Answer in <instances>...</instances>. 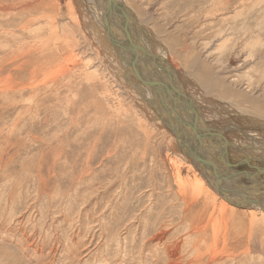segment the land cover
Listing matches in <instances>:
<instances>
[{
  "label": "rangeland",
  "instance_id": "1",
  "mask_svg": "<svg viewBox=\"0 0 264 264\" xmlns=\"http://www.w3.org/2000/svg\"><path fill=\"white\" fill-rule=\"evenodd\" d=\"M121 1L126 17L118 16L127 21L114 23L117 33L133 29L154 54L163 42L172 52L183 92L195 90L213 133L210 154L239 174L230 189L264 185V153L252 148H264V123L234 104L243 106L237 92L264 98V83L262 93L248 88L249 76L255 84L264 72V0H229L227 10L219 0ZM95 3L0 0V264H264V217L253 208L218 213L219 203L203 197L207 160L198 169L130 86L131 60L117 51L110 59L113 31L100 26ZM247 42L249 51L241 48ZM208 68L235 97L202 90L192 74ZM258 192L263 205L264 186Z\"/></svg>",
  "mask_w": 264,
  "mask_h": 264
},
{
  "label": "bare ground",
  "instance_id": "2",
  "mask_svg": "<svg viewBox=\"0 0 264 264\" xmlns=\"http://www.w3.org/2000/svg\"><path fill=\"white\" fill-rule=\"evenodd\" d=\"M115 1H117V3ZM95 2L99 5L102 4L100 12L102 11L104 13V17L101 14V18L103 20V22H102L103 25L97 20L98 23H100V26L105 27L107 34H109L111 30L113 31V36H111V38H110L112 41L111 42L109 41L112 48L109 49L107 47L108 51L110 50L109 51L110 59L114 60L113 59V57H114L113 53H114V51H117L119 53H117V52L116 53L119 54V56L122 59L129 60V61L131 60L135 74L132 71L128 72V74H127L126 79H127V81H129L130 86L132 88L136 89L137 91H139L143 95V97L148 98L147 101L149 100L150 103L155 108H157L156 109L157 113L163 119V121L167 120L168 126H171L172 130L174 131V132L173 131L172 132L176 133L175 135L177 136V139L179 138L178 141L181 144V148H184V152L186 154L190 155L189 156L190 159L192 160L193 164L198 167V169H199V167L201 168V166L198 164L197 161H201L204 164L205 160H207L209 167L205 166V169H203L202 178L207 183V186L214 192V194L218 195L223 200L220 201L218 199V197H216L215 195H213L211 193V191L207 188V186L205 185V183L203 181L198 180L199 181V187H201L199 189V191L205 195V196L203 195V197H205V199H208V197H209L213 201H215L216 203L217 202L219 203L218 213H222L224 211V208L230 209V211L235 210L232 207L247 208V209L253 208V209H256L257 211H259L258 213L260 216L264 217V206H263L264 204L261 205L262 201L260 199H258V197H260L258 195L259 194L258 189H261L262 186H264V185L260 186L258 183H256L257 185L256 186L254 185V187L252 188V189H254V191H250L251 190L250 189L248 194H245V193L242 194L240 192H237L238 190L232 191L230 189V187H232L233 185L237 186L241 182V180L238 176L239 174H237V173L235 174L234 170H232V172H229L226 169L220 168V166H218V164H216L217 162H215L214 155L210 154V153H214L212 150L213 147L211 146V148H210L208 146V144L205 143V140L208 141L207 135L209 133H211V131H208L207 126H206V122H205L206 119L204 118V115L202 113L201 108L196 103V99H195L196 96L193 94V92H195V90L192 89L191 86L188 84L189 85L188 90H189V92H191V95L189 97H187V95L183 92L184 86L182 83H179V81L177 79V75H176V73H177L176 69L177 68L175 69V67H172L170 65L171 60H172V57H171L172 52L169 50V48L166 46V44L163 41H161V43L163 42L162 44L155 42L157 47L159 48L158 51H161V53L158 52L159 54L157 53V55H156V54H154L153 51L150 50L149 46L147 47V44L144 41V39H141L135 33H132V32H134L133 29L131 30L132 32L130 31V33H129L130 35L121 36L120 34L117 33V29L115 28L114 23L116 21H117V23H118V21H121L124 23L127 21L125 18L122 17L123 15H124V17H126V11H127V8H125L126 5L124 6V4L121 3L122 2L121 0H95ZM219 2H220V5L223 6V8L220 10H227V8L230 7V5H231L229 0H219ZM206 3H210L211 5H213L214 1L213 0H206ZM93 7H94V5H93ZM115 7H117V10L115 9ZM127 14H128V12H127ZM118 15H122L121 18ZM87 23H90V22H87ZM94 30H95V28H94ZM118 30H119V28H118ZM98 35H99V33H98ZM151 37H152V35H151ZM228 37L230 38L231 36H228ZM138 38L140 40H138ZM181 38H183L184 41H186V38L184 35H183V37H180V39ZM116 41H117V43H114ZM172 41L174 42V38L172 39ZM148 42H149V40H148ZM115 44H117V45H115ZM134 46L136 47V49L133 48ZM249 46H250V44H248V42H247L241 48L245 49L248 47L247 48V50H248ZM120 47L122 50L119 49ZM179 53L183 54V51L179 50ZM176 54H177V52H176ZM253 54L254 53H250V56L252 58H250L248 56L250 58L249 60L252 61L251 63H253L255 60L254 59L255 55H253ZM179 56H181V58L183 57L181 54ZM115 62L116 61H114L111 65L114 67V69H117L118 73H120L121 69L119 68L120 71L118 70V67H117L118 65L116 64L117 62L116 63ZM128 62H126V63L128 64ZM182 63H184L185 65L187 64V62H185V61L181 62L180 64H182ZM143 64L146 65L148 70L150 69L152 71V69H153V72H155V74H157L156 81H153L149 77L150 75L145 74L147 72L144 73ZM193 64H195V60H194ZM123 66H126V65H123ZM191 66H193V65H191ZM142 72H143V74H142ZM201 72H202L201 75H200V72H198L196 75L192 74V77L194 78L196 83L199 84V86L202 88V90L205 93H207V94L212 93L213 87H214L216 89V91H218V93L221 97H222L223 93L228 94V95L232 94V97H235V95L233 93L234 91L231 90L232 84H230L231 88H229V87L227 88L226 86L222 87L223 86V82H222L223 80L219 81L220 77H221L220 75H217L216 77L212 78L210 68H208V70H203ZM144 74L146 75V77ZM131 75H133V77H136L137 79H139V82L141 84L135 83L132 80H130ZM142 75H144V78ZM233 80H235V79H233ZM249 80H250V85H248L249 86L248 88H251V90L255 91V93L261 92L262 89L261 88L259 89L258 85L264 83V72H262L260 77H258L257 81L254 80L255 84H253V82L251 81L250 76H249ZM145 84H146V86H150L151 89H153V90L147 89ZM260 87H262V86H260ZM144 91H147L148 94L150 93L149 94L150 97L147 96V93ZM151 91H153V92H151ZM258 93H256V94H258ZM153 94H154V96H153ZM259 94L257 95V97L254 96L255 98H253L252 97L253 94L252 95H247V94L245 95L243 93L241 94V93L237 92V97L242 98L241 103L243 104V106L240 103H238V105L236 103H234V104L237 106L238 110H240L241 112H243L245 114H252L255 117H257L259 121H262L264 123V98L259 97ZM174 105L180 107L178 111L175 110ZM182 107L186 108L188 111H185ZM178 112H180V113L182 112L185 115H182V114L179 115ZM162 114H164L166 116V119L164 118V116H162ZM187 123H188V125H187ZM185 125L187 128H185ZM176 128H179L180 133L175 132ZM201 131H203V133L205 135V139L202 137ZM186 134H188V135L185 136ZM198 136H200V137H198ZM227 146L236 147V148L240 147V146L236 145L234 142L228 143V141L224 142V147L227 148ZM224 147H223V150H221V151L225 155L226 153H225ZM252 148L258 149L259 150L258 152L263 151L262 153H264V148H262V146H260L258 144H254ZM213 149L217 150V148H213ZM254 152H255V150H254ZM222 153H219V154H222ZM249 153L250 152H248L247 155ZM223 160L225 161L226 164H228V162L225 160V157H223ZM213 162H215V164H213ZM223 170L228 172V176L226 178H223V177L219 176V174H218L219 172H222ZM224 181L226 183L225 185L228 188L227 190H226V188L222 189L223 188L222 184L224 183ZM220 183H221V185H220ZM256 187H257V189H256ZM191 188L194 189V187H192V186H191ZM195 188H196V186H195ZM175 194H178V193H175ZM175 194H173V197H172L173 199H175L177 201L178 200H182V201L185 200L183 198L175 197ZM256 194L258 197L255 196ZM260 194H262V193L260 192ZM263 197H264V195H263ZM198 201H200V200L198 199ZM227 203L230 204L231 207L228 206ZM194 205L196 206L197 204H194ZM211 206H212V212L213 213L217 212V205L214 202H213V205H211ZM150 233L151 232L148 231L147 235H150ZM149 243L147 244V247H149L148 246Z\"/></svg>",
  "mask_w": 264,
  "mask_h": 264
},
{
  "label": "water",
  "instance_id": "3",
  "mask_svg": "<svg viewBox=\"0 0 264 264\" xmlns=\"http://www.w3.org/2000/svg\"><path fill=\"white\" fill-rule=\"evenodd\" d=\"M174 108H175V110H176V111H178L180 107H179V106H175V105H174ZM182 108H183L185 111H188L186 108H184V107H182ZM178 114H179V115H181V114H182V115H185V114H184V113H182V112H181V113H180V112H178ZM211 134H213V133H211ZM197 139H198V138H197ZM224 142H226V141L224 140ZM223 144H224V143H223ZM257 169H258V168H257Z\"/></svg>",
  "mask_w": 264,
  "mask_h": 264
}]
</instances>
